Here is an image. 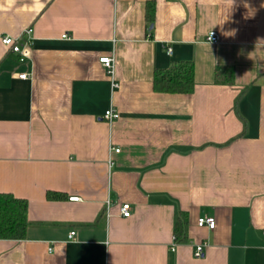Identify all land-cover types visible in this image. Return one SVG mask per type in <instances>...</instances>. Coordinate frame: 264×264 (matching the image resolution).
<instances>
[{"label": "crops", "instance_id": "obj_1", "mask_svg": "<svg viewBox=\"0 0 264 264\" xmlns=\"http://www.w3.org/2000/svg\"><path fill=\"white\" fill-rule=\"evenodd\" d=\"M28 27L27 57L0 41V191L28 220L0 264H264V0H0V36ZM183 59L192 90H154Z\"/></svg>", "mask_w": 264, "mask_h": 264}, {"label": "trees", "instance_id": "obj_2", "mask_svg": "<svg viewBox=\"0 0 264 264\" xmlns=\"http://www.w3.org/2000/svg\"><path fill=\"white\" fill-rule=\"evenodd\" d=\"M145 16L149 22L154 17V4L147 1ZM217 82H233V69L229 67L217 70L215 74ZM194 84V66L191 60L183 59L172 61L166 67H156L152 74V86L156 91L172 93H188ZM48 199H63L66 194L60 191L47 190ZM27 220V200L13 195L7 191H0V238H23L25 235ZM176 241H185V221L180 216L174 228Z\"/></svg>", "mask_w": 264, "mask_h": 264}, {"label": "built area", "instance_id": "obj_3", "mask_svg": "<svg viewBox=\"0 0 264 264\" xmlns=\"http://www.w3.org/2000/svg\"><path fill=\"white\" fill-rule=\"evenodd\" d=\"M31 32V28L28 27L22 36L19 37H13L8 34H1L0 41L4 45L8 46V48L16 52L19 56V59H22L24 57H27L30 52L31 47V37L29 33ZM24 36V37H23ZM207 38L211 41H217L219 40L218 33L215 30H210L207 34ZM170 47H167V51H170ZM99 62L103 64L106 72L112 77V86H117L118 82L115 81L113 78V72H114V66L116 65L114 62V57L112 55H104L99 57ZM19 77H26V73H20L18 75ZM119 116V112L115 110L113 107L107 108L102 117L107 120H112L114 118H117ZM119 148H114V151H118ZM72 199H76V196L71 197ZM119 212L122 216H128L131 212V205L128 202H121L119 205ZM215 224V219L212 215H204L197 219V225L199 226H206L208 228H213ZM264 232V231H263ZM75 233V230H71L68 234L69 238H72ZM203 253V243H197V245L194 246L193 254L194 256L198 257L201 256Z\"/></svg>", "mask_w": 264, "mask_h": 264}, {"label": "clouds", "instance_id": "obj_4", "mask_svg": "<svg viewBox=\"0 0 264 264\" xmlns=\"http://www.w3.org/2000/svg\"><path fill=\"white\" fill-rule=\"evenodd\" d=\"M235 33V30H232V34H234Z\"/></svg>", "mask_w": 264, "mask_h": 264}]
</instances>
